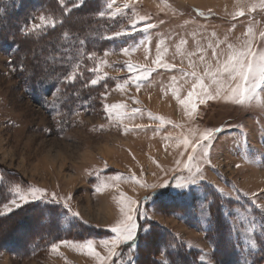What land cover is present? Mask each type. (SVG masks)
Segmentation results:
<instances>
[{"label":"rangeland","instance_id":"rangeland-1","mask_svg":"<svg viewBox=\"0 0 264 264\" xmlns=\"http://www.w3.org/2000/svg\"><path fill=\"white\" fill-rule=\"evenodd\" d=\"M87 1L89 5L91 0L83 3ZM96 2L89 18L105 22L102 39L120 31L131 34L87 48L84 36L70 34L77 29L76 18L65 25L69 36L64 38L74 44L71 47L56 44L54 53L41 50L24 57L0 50V179H9L0 188V216L18 209L10 202L16 198L22 207L35 202L53 204L59 209L61 226L74 225L65 232L56 229L53 239L42 241L35 251L17 254L11 249L27 248L42 228L39 218L18 225L24 215L21 212L11 230V244L0 248V264H99L86 250L60 242L92 240L96 251L106 255L102 242L115 239L111 225L129 200L138 202L133 206L139 209L133 213L137 237L146 231L169 230L191 251L188 264L197 260L220 264L214 255L219 244L206 232L217 210L222 212L229 244L236 246L235 264H252L251 254L259 249L257 234L262 229L258 211L264 213V93H258L251 106L219 97L207 99L191 116L177 94L186 99L192 89L193 78L185 73L195 70L203 74L209 64L208 59L200 60L204 57L200 47L210 44L214 27L220 30L231 25L229 44L236 48L252 40L256 50H264V0ZM59 4L66 7L65 12L78 6L73 0ZM195 6L200 11L195 12ZM35 9L36 19L28 21L29 27L39 25L42 14L58 18L54 7L53 11ZM142 16L149 19L131 29ZM145 23L154 27L145 31ZM123 48L129 51L125 53ZM90 54H94L91 59ZM157 56L170 67L158 66ZM128 64L137 67L130 70ZM144 68L155 70L137 81L136 75ZM73 72L77 73L75 82L68 83L66 77ZM93 78L98 79L96 85L90 84ZM205 84L215 87L207 77ZM116 104L125 107L108 109ZM117 112L126 115L119 118ZM209 130L214 131L209 147L201 146L193 153V146ZM189 155H194L191 174L196 175V184L184 198H177L176 182L191 175L185 167ZM32 188L45 190L43 199L29 196L30 203L18 199L16 189L27 194ZM53 194L56 203H50ZM79 222L87 229L81 230ZM253 239L258 245L255 248L250 245ZM54 243L59 245L58 251L52 250ZM125 247L120 245L117 253L127 252ZM143 248L137 244L134 264H141L140 252H147ZM148 250L156 252L155 258H165L157 250L153 253L152 247ZM112 264L121 262L113 257Z\"/></svg>","mask_w":264,"mask_h":264},{"label":"trees","instance_id":"trees-1","mask_svg":"<svg viewBox=\"0 0 264 264\" xmlns=\"http://www.w3.org/2000/svg\"><path fill=\"white\" fill-rule=\"evenodd\" d=\"M95 2L96 0H91L88 5L87 1L83 3V6H76L73 10L65 12L66 7H60V0H0V50L6 53H9V51L12 50V54L15 53L20 57H24L26 56L25 54L31 55L32 52L36 55V53L41 52V50H43V53L45 51L47 54L48 52L54 53L55 48H57L56 44L58 45V48H66V44H69L71 47L74 44L69 42L68 38H64V35L66 32L68 33V27L66 28V26L77 19V29L72 30L73 33L71 32L70 34H77L78 37H80V35L84 36L86 38H82L83 42H85L84 46L90 48L92 45L102 46L110 42L112 43L113 40L102 39V33L104 32L106 25H104L103 29L102 27L105 22L101 23L98 19L93 22V19L91 20L89 18L91 9L98 3ZM37 7L38 11H53L54 7V13L56 14V17H58L57 20L59 19V21H63V23L61 24L59 22V24H56L55 28H47L42 32H37L34 37H26L22 34L21 29L28 24L30 19H32L34 15L33 10L35 9L37 11ZM85 16L90 20H87ZM10 38L11 40H9ZM8 40L10 42H8ZM45 61L46 60H44V62ZM14 62H16V60ZM34 75H36L35 72ZM68 87L73 86L68 84ZM7 183H9V179L7 177H3V180L0 181V188ZM218 196L220 197V195ZM21 212H24V215L23 219L18 222V225H22L27 219L31 218L32 220L39 218V220H42V228L40 229L41 231L39 232V236L35 235L36 237H33V239L28 242L27 248L19 247L11 249L17 254L35 251L42 241L48 242L53 239V233L58 230L65 232V230H71L74 226L73 225L70 228L61 226L58 207L53 206V204L35 202L29 206L20 207L7 215L0 216V248L8 247V244H11V230L14 228L13 226L15 225V220L19 215H21ZM258 214H260L259 219H262V229H260L257 234L258 241H260L259 249L256 254H251L253 259L252 264L264 262V218L261 217L264 216V213L258 211ZM221 219H223L222 212L217 210L214 219H212L214 223H210L206 235L214 243L216 242L219 244L217 245L215 243L216 246L214 255L216 260L220 264H235V253L233 251L236 249V246L232 247V245L229 244V239H227L226 236L227 231L225 230V226ZM78 224L80 225L81 223L79 222ZM81 227V230L87 229L83 225H80V228ZM136 243L139 244L141 249L144 246L143 249H146L147 251L143 254L142 251L140 252L139 260L141 264H148V262L153 264V261H159L160 259L157 257L155 258V256H157L155 251L157 248H163L166 244L176 245V249L178 251H173L172 255L167 257L169 260L174 261L175 264H188L191 261L190 259L193 257L191 251H187L184 244L176 238L173 233L166 229H162L160 231L153 230L147 235L139 234ZM151 247L153 253L155 252V254H150L148 252V248L151 249ZM125 248H127V246ZM170 251L172 250L170 249ZM120 253H124V257L127 258V252L125 249L121 250ZM150 260H152V262ZM196 264H203V262L201 260H197Z\"/></svg>","mask_w":264,"mask_h":264},{"label":"snow or ice","instance_id":"snow-or-ice-1","mask_svg":"<svg viewBox=\"0 0 264 264\" xmlns=\"http://www.w3.org/2000/svg\"><path fill=\"white\" fill-rule=\"evenodd\" d=\"M63 3V0H60ZM74 4H78V6H83V0H73ZM264 6V5H262ZM253 10H255V6H253ZM101 16L104 13H100ZM203 15V13H200ZM239 15L243 16L244 13L241 11ZM36 19V17H33ZM149 18L148 17H140L139 21L133 22L130 27L131 29H135L137 23L145 22ZM39 20L41 23L31 24L29 27L25 25L21 32L26 37H34L37 32H42L47 28H55L57 24L56 19H49L46 15H40ZM61 24L63 21H59ZM154 27L151 23L144 24V30L147 31ZM251 32V29H249ZM130 32L120 31L115 32L114 36L108 37V39L119 38L121 36L129 35ZM264 35V34H262ZM67 36V33H65ZM228 54L224 57L217 56L216 57V66L213 67L212 64H207L205 71L203 74L198 73L197 71H192L185 73L186 76L193 78L192 89L188 92L186 99H181L177 94V99L179 100L181 105H184L186 109H188V114L191 116L196 111L198 104L200 102H206L207 99H216L217 97L229 100L234 102L237 105L244 106L248 104L251 106L254 99L258 98V93H264V50H256L253 46L252 40H248L244 47L236 48L233 45H228ZM123 52L127 53L129 50L127 48L122 49ZM92 55H89V59L92 58ZM203 60V57H201ZM155 63L160 67H170L167 64L161 63V58L157 56ZM78 66V65H77ZM127 67L131 70L136 68L137 66L128 64ZM155 69L153 68H144L141 69L142 74L136 75V80L140 81L142 79H147L151 72ZM77 73L73 72L70 77H66V81L68 83H74ZM209 78L211 83L216 86L214 90H211L208 85L205 84V78ZM175 79V78H173ZM98 83V79L93 78L90 81V84L96 85ZM139 83H137V87L139 88ZM205 98V99H201ZM125 106L121 104L108 106V109H123ZM134 112H139V109H134ZM117 117L123 118L126 114L124 112H117ZM160 119H163L162 117ZM214 136V131L209 130L203 133L200 142L197 145L193 146L192 152L195 153L197 148L203 146V148L207 149L211 143V140ZM185 145L189 144V141H184ZM247 158V156H246ZM194 160V155L188 156L189 164L185 167L192 173L194 165H192V161ZM239 167V165H238ZM200 169L198 167L195 168V172L198 174ZM131 179H134L131 178ZM196 184V175L191 174L188 178L185 179L184 182L177 181L175 184V197L184 198L191 192V188ZM145 187H157L156 185H144ZM160 187H167V184H161ZM18 193V199L23 203H30L35 199H43V195L46 194L45 190L39 188H32L29 193H21L19 189H16ZM40 194V195H37ZM29 196H32V200L29 199ZM11 204L15 205L17 208L22 207V204L17 203V199H11ZM50 203H56L55 194H53V199ZM138 202L135 200H129L128 206L121 207L120 213L121 217L116 220L114 224L111 225V232L115 234V239L105 240L103 241V247L107 249L106 255H101L96 251L94 242L92 240H87L85 242H73V241H61L63 244H71L74 248L86 250L89 255L95 256V258L99 261V264H112L113 257L117 260H120L121 264H134V253L137 248L136 240L138 234V225L136 217L133 213H139L138 207L134 208V205H137ZM66 205V202H65ZM7 207V204L4 205ZM11 211V209H9ZM70 211V209H69ZM74 215H79L75 213ZM145 218H147V214L145 213ZM147 235V231H146ZM127 246V260L123 259L124 253H117V248L120 245ZM251 248H255L258 245L253 239L250 241ZM53 251H58L59 245L53 244ZM170 249L172 251H170ZM173 251H178L176 249L175 244H166L163 248H157V252L162 255L161 260L153 261V264H175L174 261L167 259V257L171 256ZM203 259V257H201Z\"/></svg>","mask_w":264,"mask_h":264},{"label":"crops","instance_id":"crops-1","mask_svg":"<svg viewBox=\"0 0 264 264\" xmlns=\"http://www.w3.org/2000/svg\"><path fill=\"white\" fill-rule=\"evenodd\" d=\"M194 9H195V12L196 11H200L199 10L200 7H198V6L197 7L195 6ZM197 16H199V15H197ZM246 25L247 24H244L241 27V29H242L241 32H243L245 30V26ZM212 33H213V35L211 34V39H210V41L212 43L210 42V44H208L205 47L204 46L203 47L201 46L200 49L202 51L201 56H204L203 57V60L208 59L209 60V63L212 64L213 67H215L216 66V63H217L216 57L217 56L224 57V56H226L228 54V51H229L228 50V45H230L229 44V42L231 40L230 35H233V29H232V26L231 25L230 26L227 25V29L221 28L220 30L218 29V27H214V29H212ZM200 60L203 61L201 58H200ZM200 65L203 66L202 63ZM212 86H215V85H212ZM215 88H216V86L213 87V88H211V90L212 89H215Z\"/></svg>","mask_w":264,"mask_h":264}]
</instances>
